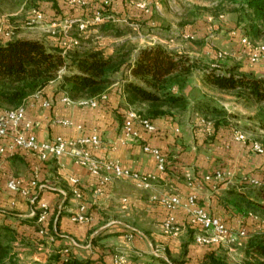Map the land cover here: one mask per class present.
Returning <instances> with one entry per match:
<instances>
[{
    "label": "crops",
    "instance_id": "obj_1",
    "mask_svg": "<svg viewBox=\"0 0 264 264\" xmlns=\"http://www.w3.org/2000/svg\"><path fill=\"white\" fill-rule=\"evenodd\" d=\"M113 79L108 93L93 107L64 102L59 82L50 83L25 102L18 132L32 136L37 144L56 137L71 141L96 136L99 146L88 148L95 160L115 162L130 174L152 178L149 188L140 189L129 178L113 179L97 195L101 176L90 174L70 158L48 156L41 162L31 153L11 149L10 127L8 136L0 140L4 150L0 155V226L19 235L12 244L16 264H60L69 259L114 264L116 257H123L125 264H201L208 256L226 257L231 264L235 260L227 246L193 243L196 227L189 222L187 199L194 197L196 208L221 220L230 230L258 231V221L223 208L219 199L235 183L264 185V155L253 152L246 142L234 140V133H240L236 121L229 119V124L216 132L210 126L208 129L210 123L194 109L205 96L192 99L189 86L184 95L190 108L184 114L151 122L152 134L134 120L131 131L135 136L126 139L124 122L132 112L125 110L123 85L130 75L121 70ZM3 114L0 111V116ZM26 123L29 128L24 127ZM145 146L168 158L164 172L143 152ZM16 180L27 195L8 190L6 185ZM70 180L76 181L79 200L72 196ZM30 181L36 182L37 190L27 188ZM169 197L179 200L173 211L160 204ZM41 205L46 207V221L41 225L36 219L35 223L46 230L51 224L53 234L40 235L31 225ZM80 205L85 207L87 221L74 223L71 217ZM168 216L173 217L177 234L163 231Z\"/></svg>",
    "mask_w": 264,
    "mask_h": 264
},
{
    "label": "trees",
    "instance_id": "obj_2",
    "mask_svg": "<svg viewBox=\"0 0 264 264\" xmlns=\"http://www.w3.org/2000/svg\"><path fill=\"white\" fill-rule=\"evenodd\" d=\"M58 1L0 0V7L9 4L12 8L29 11L30 15L38 11L44 19L43 9L49 6L57 12ZM99 1L101 7H105L106 0ZM212 1L216 3L214 17L218 13L236 15V26L250 43L255 45L264 40V0ZM103 10L93 8L92 14L100 13L105 17L107 14ZM54 17L52 23L59 20L56 15ZM95 26L105 31L108 21ZM130 54L123 46L117 47L110 55L78 48V45L63 52L60 37L58 45L47 46L39 40L15 36L5 38L0 34V111L19 109L30 97L41 93L56 81L59 82L58 89L71 102L99 101L113 85V77L121 70H127L130 79L123 85L125 110L135 114L138 121L151 123L181 116L190 108L184 90L190 77L196 71H201L207 86L219 92L232 93L237 100L254 105L258 110L256 124L264 134V75L257 77L250 72H240L237 67L227 68L220 64H217V72L211 68V63L193 60L186 54L169 51L160 45L140 49L132 60ZM195 110L205 122L210 123L212 132L229 124L230 116L207 101L198 102ZM246 143L249 147L255 144L248 140ZM259 145L264 152V140ZM249 187L246 191L236 188L227 190L220 197L219 204L235 214L258 221L260 229L245 237L239 264H264V186L259 185V190L252 189L253 185ZM39 212L31 225L35 226L38 233L43 230L46 234L52 233L51 224L47 230L36 225ZM18 239L19 235L15 231L0 226V264H16L12 244ZM60 264L88 263L69 259ZM201 264L227 262L226 257L208 256Z\"/></svg>",
    "mask_w": 264,
    "mask_h": 264
},
{
    "label": "rangeland",
    "instance_id": "obj_3",
    "mask_svg": "<svg viewBox=\"0 0 264 264\" xmlns=\"http://www.w3.org/2000/svg\"><path fill=\"white\" fill-rule=\"evenodd\" d=\"M100 4L99 0H59L57 12L46 6L43 9L44 19L31 24L29 11L12 8L9 4L2 5L0 34L6 31L10 32V37L39 40L47 46H55L59 44L60 35L66 32L70 37L78 38V48L108 55L123 46L130 51L131 60L140 49L160 45L169 51L186 54L193 60L211 63V68L217 72V64H220L227 68L237 67L240 72H250L257 77L264 75V57L256 64L250 63L249 51L239 43V39L245 37L236 26V15L218 13L214 17L216 3L212 0H106V8ZM93 8L104 9L107 14L104 17L107 18L104 21H108L105 31L93 23ZM54 15L59 20L52 23ZM65 20L78 21L86 28L82 33L74 26L68 29ZM51 28H54V35ZM253 46H264V40ZM218 55L222 57L218 58ZM203 82L201 71H196L190 77V97L194 99L203 94L204 101L224 110L230 120L238 122L235 129L245 140L260 146L264 134L256 124L257 108L237 100L232 93L216 91ZM233 188L246 191L250 187L235 183ZM251 188L259 190L261 187L255 185ZM250 231H245L246 236ZM245 242L246 238H242L234 246H228L232 250L230 258L238 260ZM235 261H231V264H235Z\"/></svg>",
    "mask_w": 264,
    "mask_h": 264
},
{
    "label": "built area",
    "instance_id": "obj_4",
    "mask_svg": "<svg viewBox=\"0 0 264 264\" xmlns=\"http://www.w3.org/2000/svg\"><path fill=\"white\" fill-rule=\"evenodd\" d=\"M42 20V15L38 11L31 13L30 24L35 21ZM107 18H104L100 13H95L93 16V23L99 24L104 22ZM80 22L74 20H65L64 24L67 25L68 29L75 26L79 33H82L86 28V25L79 24ZM52 29V28H51ZM54 29V28H53ZM52 29V35H54ZM3 37L9 38L10 32L2 33ZM234 34H232L233 36ZM60 45L63 52L70 50L78 45V40L76 38L70 37L66 32L60 35ZM239 43L244 48L249 51L248 59L252 64L258 63L264 57V46H253L246 38H240ZM218 55V58H221ZM104 98V97H103ZM102 99V97H101ZM64 102L71 104V102L66 96L63 99ZM80 105L95 106L96 101L78 102ZM46 106V105H45ZM23 118V106L17 110L11 112H4L0 116V140L6 138L9 134L10 127L13 128L11 149L22 150L27 153L35 155L39 161L43 162L48 156L55 159L60 158H70L74 162L84 168H86L90 174L94 176H101L99 184L95 189V194L100 195L102 188L105 184L110 183L113 179L129 178L135 182L136 186L140 189L149 188V180L152 178L140 177L135 174H130L123 170L117 163L111 161H97L95 160L88 148L95 149L99 146V141L96 136H92L88 139H76V140H64L60 137H56L45 144H37L32 136H25L18 132V126ZM136 120L141 128L148 134H152L155 129L151 123L147 121H138L137 117L133 113H129L124 122L123 133L126 139L135 136L132 131V122ZM208 124V129H209ZM25 128H29L30 124L26 123ZM234 140L237 142L245 143L246 140L241 133H234ZM253 152L257 154H264L262 148L256 144H252L251 147ZM143 152L150 154L155 162L156 168L159 172H164L166 166V157L164 154L160 153L156 149L149 148L147 146L143 147ZM4 150L0 148V155L3 154ZM104 174V175H103ZM70 184L74 187L71 191L72 196L75 200L80 199V193L75 188L76 181L70 180ZM6 187L11 191H20L23 195H27L26 189H22V183L20 181H10ZM36 182L30 181L27 184V188H35ZM161 206H163L168 211H173L179 206V200L176 197H169L160 201ZM187 205L189 206V222L192 226L196 227V232L193 236V243L197 246L202 247H213V246H234L240 239L246 237V233L243 230L233 231L228 229L224 223L214 218L203 210L195 207L194 197H189L187 199ZM40 213L37 216V223L44 224L46 221V207L41 205L39 207ZM85 207L80 205L78 207V213L72 215L71 221L74 223H85L87 221L84 215ZM45 228V227H43ZM40 231V235H44V232ZM163 231L166 234H177L178 228L175 225L174 219L168 216L163 223ZM114 264H125V259L123 257H116Z\"/></svg>",
    "mask_w": 264,
    "mask_h": 264
}]
</instances>
